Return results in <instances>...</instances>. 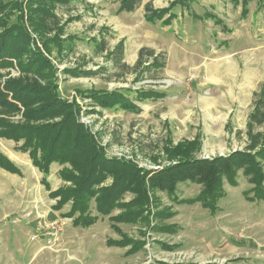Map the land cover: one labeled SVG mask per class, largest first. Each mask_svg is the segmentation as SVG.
<instances>
[{"label":"rangeland","instance_id":"rangeland-1","mask_svg":"<svg viewBox=\"0 0 264 264\" xmlns=\"http://www.w3.org/2000/svg\"><path fill=\"white\" fill-rule=\"evenodd\" d=\"M173 1L143 0L134 11L120 12V0H73L49 11L30 7L29 0H0V35L22 22L47 61L33 66L30 53L18 55L0 67V83L58 85L63 98L75 101L80 119L90 126L107 155L147 169L159 170L184 156L211 158L244 150L250 143L248 123L255 96L245 91L244 71L237 70L239 51L251 41L243 38L246 25L240 20L241 8L235 5V10L226 12L233 21L224 32L206 14L207 1L171 6ZM147 2L155 11L167 9L147 21ZM223 5L218 4L221 9ZM175 14L183 16L168 23L172 31L152 21L165 23ZM181 23L192 27V36L183 31L176 35L183 29ZM145 26L159 31V39ZM199 34L202 37L195 36ZM169 38L180 42L183 51L167 49ZM216 41L217 62L209 68H192L203 60L208 65L207 53ZM119 42L124 43L121 63L114 54ZM147 44L155 46L157 64L146 57L148 61L133 71L122 66H134L137 48ZM184 51L194 55L189 56L191 66L180 69ZM226 53L237 54L238 59ZM226 61L231 62L215 67ZM217 74H223L224 81L214 83L211 77ZM100 95L109 96L105 106L97 98ZM115 97L116 103L109 105ZM0 118L25 122L23 111L1 107ZM255 131L264 132V124ZM22 143L0 136V152L19 168L12 172L0 166V264H264V199L246 198L245 191L254 184L242 169L238 185L224 179L214 209L196 200L202 185L188 181L180 183L174 194L154 191L149 208L137 207L147 220L114 221L112 216L123 214L125 207L104 216L92 200L88 214L99 219L86 227L75 225L76 216L66 215L72 200L60 205V197L51 195L73 185L61 174L65 169L75 175L73 163L53 161L45 174L29 151L19 149ZM132 198L127 193L123 200ZM59 218L68 221L59 242L48 245L43 236L34 238L39 226L44 229L47 222Z\"/></svg>","mask_w":264,"mask_h":264},{"label":"trees","instance_id":"trees-1","mask_svg":"<svg viewBox=\"0 0 264 264\" xmlns=\"http://www.w3.org/2000/svg\"><path fill=\"white\" fill-rule=\"evenodd\" d=\"M71 1L73 0H29V6L49 11ZM142 1L120 0L119 11H134ZM192 1L194 0H175L171 6H188ZM165 9L155 11L152 4L148 3L146 17L148 20L152 19L156 14L164 13ZM36 47L29 29L18 22L9 32L0 35V67L8 65L13 58L23 53L31 54L35 60L33 66L37 63L46 64V59ZM123 53L124 43L119 42L114 50L118 63H121ZM146 57L153 59L152 64L159 61L152 48L143 47L134 66L127 63L122 66L133 71L148 61ZM254 96L255 107L248 123L250 143L244 150L211 158L184 156L159 170L147 169L132 161L107 155L90 126L80 119L75 101L63 98L58 85L54 83L20 84L14 80L0 83V107L9 112L23 111L26 122L15 123L0 118V136L17 142L23 141L19 149L29 151L35 165L45 174L53 161L73 163L75 175L69 170H61L62 177L73 185L65 190L52 191L51 195L60 197L57 202L60 205L73 201L72 209L66 215L76 216L73 219L75 225L88 227L99 219L98 216L88 214L92 200L96 202L98 213L104 216L111 215L118 207H125L123 214L112 216L114 221H135L138 218L147 220L148 216H144V212L137 207L149 208L154 201V191L174 194L180 183L188 181L202 185V191L196 200L214 209L222 193L224 179L234 186L238 185L237 175L241 169L254 184V187L245 191L246 198L251 201L264 199V132L255 131L256 126L264 124V85ZM108 97L100 95L97 98L105 106ZM109 103L114 105L116 97ZM31 123L37 124L34 126ZM0 166L19 172V168L2 152ZM127 193L132 194L133 198L124 202L123 197ZM76 213L79 215H75Z\"/></svg>","mask_w":264,"mask_h":264},{"label":"crops","instance_id":"crops-1","mask_svg":"<svg viewBox=\"0 0 264 264\" xmlns=\"http://www.w3.org/2000/svg\"><path fill=\"white\" fill-rule=\"evenodd\" d=\"M168 1H173V0H168ZM197 1H202V0H196ZM203 1H207L209 3L208 8H210V10H212L216 15L212 14V12H210V10L208 12H206V14L210 17L209 19H211V21L213 20V25L217 28L220 27V25H222V27H224V32L226 31V29H228V23L229 21H233V19L229 16H231V14H227V11H232L235 10V5L236 8H241V12H240V20L242 25H246L245 29L246 32L243 33V38L245 39H251L250 43L248 41V44L243 47L239 52H240V65L237 64V70L238 69H242V71H244V80L246 81L242 86L245 88V91L248 92V95H254V93L256 91H259L262 83H264V0H203ZM202 1V2H203ZM223 3V11L222 9L218 6L219 3ZM145 3V2H144ZM150 2H147L146 4H148ZM231 4L232 9L229 8L228 4ZM233 4V5H232ZM254 5H256L254 7ZM205 6V4H204ZM254 8V9H253ZM244 13H243V12ZM259 13L260 19H257V16L255 15V12ZM183 15L179 16L177 14L174 15V17H172V19L167 20V22L164 23V21L162 20H152L153 22L159 23V25H161V29H163L164 31H172V29H170V25L168 24L171 20H177L181 21V17ZM167 17L164 18V20ZM147 21H150L147 19ZM133 22V20H132ZM139 22L140 19H139ZM259 22V25H258ZM134 24H138V21H134ZM218 23L220 25H218ZM144 24V23H143ZM184 24V25H183ZM181 25L183 26V29L181 28L178 31H176V35H179L182 31L186 34H189L192 36V27L189 26L188 24L185 23H181ZM218 25V26H217ZM256 25L257 28H256ZM145 27H149L148 30H152L154 31V34L157 38V40L159 39L160 32L157 31L153 26H145ZM137 28H139V26H136V30H138ZM141 28V27H140ZM146 30V32L148 34H150V31ZM223 31H220L219 33L222 35ZM198 37H202L201 34L199 35H195ZM226 41V43H228V38L225 36V39H223ZM180 43V42H179ZM176 43L174 39L169 38V43H168V48H176L178 47V49H182V44ZM216 43L217 41L214 43V45H212V47L210 48V50L208 51V55H209V60H208V65H207V61H202L200 63H197L196 65H193L192 68H200L201 65H204L205 67H208L209 64L211 66L212 62H217L216 58H217V50L218 47H216ZM145 47H150L152 49H155V46L153 45H149L147 44ZM142 47L140 46V48H137V52H138V56H139V51ZM162 49H165V47H163ZM166 49V50H167ZM201 51H203L201 49ZM222 54H224V51H221ZM236 52V51H235ZM235 52H232L235 53ZM191 53L186 54L185 51L182 52V56H184V58L182 57V59L179 61L178 63V67L183 68V66L189 65V56ZM194 55V54H191ZM206 55V54H205ZM227 56L230 57V59L232 58H237V54L234 55L233 57L230 55V53H226ZM224 56V55H223ZM203 58V57H202ZM238 59V58H237ZM197 61V60H196ZM195 61V62H196ZM235 61V60H234ZM231 62V61H230ZM229 61L226 62H218L219 64H215V67L218 65H221L222 67H225L226 65H228L230 63ZM209 68V67H208ZM221 68V67H220ZM222 71V69H220ZM217 77H211L212 81L214 83H217L216 81H224V76L223 74H217ZM218 78V79H217ZM227 80V78H225ZM217 85V84H216ZM214 85V86H216ZM220 85V84H218Z\"/></svg>","mask_w":264,"mask_h":264},{"label":"built area","instance_id":"built-area-1","mask_svg":"<svg viewBox=\"0 0 264 264\" xmlns=\"http://www.w3.org/2000/svg\"><path fill=\"white\" fill-rule=\"evenodd\" d=\"M68 221L64 218H59L58 220H53L46 223V227L39 226V235L35 234L34 238L36 239L39 236H43L48 245H54L60 240V235L63 230L66 228ZM43 230V231H42Z\"/></svg>","mask_w":264,"mask_h":264}]
</instances>
